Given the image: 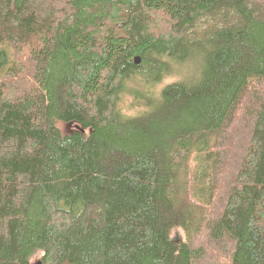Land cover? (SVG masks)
<instances>
[{
  "label": "trees",
  "instance_id": "16d2710c",
  "mask_svg": "<svg viewBox=\"0 0 264 264\" xmlns=\"http://www.w3.org/2000/svg\"><path fill=\"white\" fill-rule=\"evenodd\" d=\"M0 264H264V0H0Z\"/></svg>",
  "mask_w": 264,
  "mask_h": 264
},
{
  "label": "rangeland",
  "instance_id": "374dc122",
  "mask_svg": "<svg viewBox=\"0 0 264 264\" xmlns=\"http://www.w3.org/2000/svg\"><path fill=\"white\" fill-rule=\"evenodd\" d=\"M187 71V70H186ZM171 78L168 79H164L165 81H169ZM121 100L118 103V106L121 107L122 111L127 112L129 114H134L136 113V109H132L130 110V105L131 103L134 101L133 97L128 93V91H126L123 95L120 96ZM137 108V107H136ZM172 238L174 239H182L183 235L182 232L179 230L174 231V233L172 234ZM40 255H36L33 259H32V263H36L39 259Z\"/></svg>",
  "mask_w": 264,
  "mask_h": 264
},
{
  "label": "water",
  "instance_id": "95a60500",
  "mask_svg": "<svg viewBox=\"0 0 264 264\" xmlns=\"http://www.w3.org/2000/svg\"><path fill=\"white\" fill-rule=\"evenodd\" d=\"M134 64H135L136 66L140 64V59H139V57H135V58H134ZM76 128H78V127H76Z\"/></svg>",
  "mask_w": 264,
  "mask_h": 264
}]
</instances>
